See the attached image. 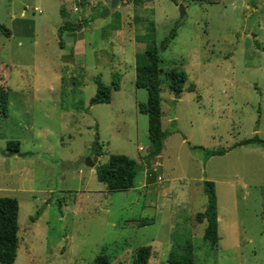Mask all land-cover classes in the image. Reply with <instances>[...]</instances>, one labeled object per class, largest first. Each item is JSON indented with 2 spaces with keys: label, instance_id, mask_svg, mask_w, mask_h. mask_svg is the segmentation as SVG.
Returning <instances> with one entry per match:
<instances>
[{
  "label": "rangeland",
  "instance_id": "374dc122",
  "mask_svg": "<svg viewBox=\"0 0 264 264\" xmlns=\"http://www.w3.org/2000/svg\"><path fill=\"white\" fill-rule=\"evenodd\" d=\"M121 3L128 5L0 0V149L16 141L18 152H29L0 154V196L18 203L12 264H93L102 252L107 264H132L142 245L151 251L146 264H168V252L187 238L193 264H264V147L229 148L264 139V0H148L144 10ZM81 10L82 27L66 41L58 27ZM150 30L165 137L146 163L147 121L137 109L146 92L134 85V65ZM170 68L186 75L178 97L166 82ZM114 73L110 101H95L94 79L108 86ZM191 145L228 149L203 160ZM89 154L96 164L124 154L142 166L132 186L108 191L93 167L62 164ZM204 179L216 196L212 248L195 220Z\"/></svg>",
  "mask_w": 264,
  "mask_h": 264
},
{
  "label": "trees",
  "instance_id": "16d2710c",
  "mask_svg": "<svg viewBox=\"0 0 264 264\" xmlns=\"http://www.w3.org/2000/svg\"><path fill=\"white\" fill-rule=\"evenodd\" d=\"M140 0H133L134 3ZM176 2V0H172ZM75 23L65 21L59 27L58 31L75 30ZM141 36L145 40V48L142 56L137 58L134 66V85L138 88H143L146 92V101L138 103L137 109L139 112L146 115L147 121V152L144 155V162L148 163L151 157L157 156L163 144L165 137L164 131L160 126V98H159V71L160 59L156 52V47L150 43L149 35ZM175 35V31L171 30L166 37H164L159 47L164 48L170 39ZM118 74L114 73L110 85H104L98 78L94 79L95 93L93 98L97 102L108 103L110 101V91L118 89ZM166 82L169 89L178 97L180 92L184 89L183 84L186 80V75L182 70L170 68L165 71ZM190 89V88H189ZM188 89V90H189ZM5 93L0 89V108L5 106ZM256 144L264 147V139L253 135L248 138L232 144L233 146ZM7 148L17 149L16 141H8ZM191 149H197L201 152L203 160L213 155L223 154L228 148H205L201 145H191ZM94 154L100 155V145L98 142L94 145ZM142 164L136 162L124 154H109L107 159L93 166L95 177L98 181L104 184L108 191L126 189L132 186V181L135 173L141 169ZM202 191L206 196V201L201 212L195 214V220L203 221L204 227L202 232L203 240L207 241L210 248L214 247L218 240L217 235V213H216V196L214 190V183L211 180L204 179L201 181ZM17 200L12 196H0V264H12L16 254V247L18 242L17 236ZM262 217L264 219V200L262 202ZM150 247L142 245L135 249L132 259V264H146L150 255ZM168 264H193L192 245L190 239L187 238L178 243L172 248L167 255ZM93 264H107V255L99 253Z\"/></svg>",
  "mask_w": 264,
  "mask_h": 264
},
{
  "label": "water",
  "instance_id": "95a60500",
  "mask_svg": "<svg viewBox=\"0 0 264 264\" xmlns=\"http://www.w3.org/2000/svg\"><path fill=\"white\" fill-rule=\"evenodd\" d=\"M118 3V0H109V6L113 7ZM178 10H179V16H182L184 12V7L182 6L181 3L178 4ZM107 12V7H102L100 9V16L105 15ZM80 24H75V27H80ZM17 153L19 155H25L28 154L29 152H18L17 149L15 148H5V149H0V154L3 156H9L11 154ZM64 166L68 167H77L80 164L87 165L89 167H93L96 164V161L93 157V154H89L86 156L78 157L75 161L73 162H62Z\"/></svg>",
  "mask_w": 264,
  "mask_h": 264
},
{
  "label": "crops",
  "instance_id": "0c3cea01",
  "mask_svg": "<svg viewBox=\"0 0 264 264\" xmlns=\"http://www.w3.org/2000/svg\"><path fill=\"white\" fill-rule=\"evenodd\" d=\"M121 1L122 0H118V3H120L122 6H127L128 4H122L121 3ZM133 1V0H132ZM82 3V2H81ZM138 4L140 3V6H141V8H142V10H144V9H146V8H149V5H148V0H140L139 2H137ZM136 3V4H137ZM74 7H76V5H74V6H72V10H74L73 8ZM152 9V8H151ZM76 11H78V8L76 7V9H75ZM59 11H61L62 12V14H65L66 13V8H65V6H60L59 7ZM79 12V11H78ZM107 13V12H106ZM82 16V17H81ZM79 18V19H78ZM78 18H75V19H77V20H71L72 22H74L75 24H79L80 23V20H82V19H84L85 18V13L84 14H82V10H81V14H79V17ZM70 20H69V22H71ZM63 23V22H62ZM80 25H81V27H82V24L80 23ZM77 28V27H76ZM63 31H66V34H67V37H66V41H68L69 39H71V37L70 36H72L71 34H73L72 33V31H67V30H63ZM80 31V30H79ZM74 37V36H73ZM140 42H142V41H140ZM73 44H74V41L72 42ZM57 45H58V47L59 48H62L63 47V41L62 40H60L59 39V41L57 42ZM145 48V47H144ZM144 50V49H143ZM135 66V65H134Z\"/></svg>",
  "mask_w": 264,
  "mask_h": 264
},
{
  "label": "built area",
  "instance_id": "2783aa9c",
  "mask_svg": "<svg viewBox=\"0 0 264 264\" xmlns=\"http://www.w3.org/2000/svg\"><path fill=\"white\" fill-rule=\"evenodd\" d=\"M33 9H36L37 11H39V9H37L36 7H34ZM74 10L76 9V7L73 8Z\"/></svg>",
  "mask_w": 264,
  "mask_h": 264
}]
</instances>
